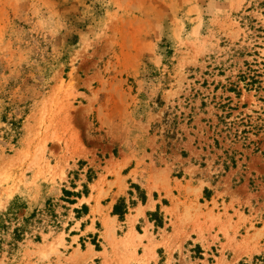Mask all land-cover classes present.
Returning <instances> with one entry per match:
<instances>
[{"label": "rangeland", "instance_id": "1", "mask_svg": "<svg viewBox=\"0 0 264 264\" xmlns=\"http://www.w3.org/2000/svg\"><path fill=\"white\" fill-rule=\"evenodd\" d=\"M10 208L0 264H264V0H0Z\"/></svg>", "mask_w": 264, "mask_h": 264}, {"label": "trees", "instance_id": "2", "mask_svg": "<svg viewBox=\"0 0 264 264\" xmlns=\"http://www.w3.org/2000/svg\"><path fill=\"white\" fill-rule=\"evenodd\" d=\"M64 196L69 198L70 196L80 197L79 195H73L67 191L64 192ZM119 206L114 208L115 215L118 213ZM35 214L30 217H18V214L13 208H10L6 214L0 215V254L4 252V245L9 247V251H14L18 243L22 242L28 235L29 230L33 227ZM35 241H40L39 236H34ZM8 239V240H7Z\"/></svg>", "mask_w": 264, "mask_h": 264}]
</instances>
